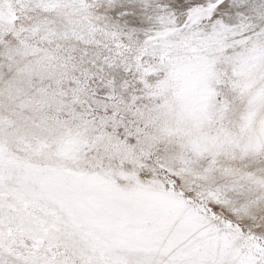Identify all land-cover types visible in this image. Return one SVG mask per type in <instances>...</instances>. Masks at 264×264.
Wrapping results in <instances>:
<instances>
[{
  "label": "snow or ice",
  "instance_id": "obj_1",
  "mask_svg": "<svg viewBox=\"0 0 264 264\" xmlns=\"http://www.w3.org/2000/svg\"><path fill=\"white\" fill-rule=\"evenodd\" d=\"M0 264H264V0H0Z\"/></svg>",
  "mask_w": 264,
  "mask_h": 264
}]
</instances>
